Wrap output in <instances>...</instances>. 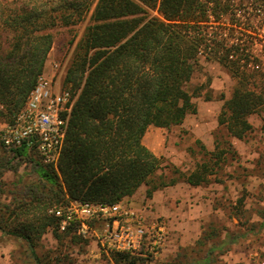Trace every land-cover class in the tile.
Returning a JSON list of instances; mask_svg holds the SVG:
<instances>
[{"label": "trees", "instance_id": "obj_1", "mask_svg": "<svg viewBox=\"0 0 264 264\" xmlns=\"http://www.w3.org/2000/svg\"><path fill=\"white\" fill-rule=\"evenodd\" d=\"M234 1L14 0V7L0 1V28L16 33L4 52L0 31V119L9 123L44 72L54 44L48 30L77 23L92 9V23L76 45L64 77V84L78 96L57 167L40 157L34 160L36 184H21L23 175L6 183L4 173L16 172L14 161L28 156L29 148L24 144L9 149L11 156L0 148V195L10 196L9 201L0 196V232L21 242L30 263L53 264L50 253L37 252L49 230L60 254L81 241L73 229L60 230L51 209L75 200L113 204L142 184L149 186L151 197L158 188L178 181L156 177L162 159L143 138L149 126L170 128L196 110L193 99L200 94L189 84L202 56L224 65L235 81L218 117L228 135L245 138L253 130L251 114L262 115L264 131V48L256 53L248 29L227 31L223 26L242 2ZM210 153L209 160L183 176L187 183L208 182L214 170L211 160L219 164L225 151ZM209 236L199 241L204 244ZM215 247L198 262L209 264ZM139 257L110 255L115 264H138Z\"/></svg>", "mask_w": 264, "mask_h": 264}, {"label": "rangeland", "instance_id": "obj_2", "mask_svg": "<svg viewBox=\"0 0 264 264\" xmlns=\"http://www.w3.org/2000/svg\"><path fill=\"white\" fill-rule=\"evenodd\" d=\"M0 1L9 7L16 5L14 0ZM234 2L238 4L241 0ZM236 11L237 14L234 17L232 14L226 16L223 26L227 31L231 27L240 30L248 29L252 33L253 37L249 39L254 43L256 53H261V49L264 48V0H242ZM91 14L92 9L85 13L77 23L68 25L60 23L48 30L54 35V44L46 61L52 70L54 69L53 62H59L62 67L61 71L66 72L75 53L76 45L84 35L86 28L92 23ZM152 14H157V12L152 11ZM0 31L2 49L6 52L14 42L16 33L6 27H1ZM246 42L251 43L248 40ZM44 72L51 75L45 71V68ZM56 83L58 86L71 88L64 84V76L59 77ZM234 86L235 81L224 65L202 56L197 62L189 84L191 91L198 89L200 94L193 99L196 110L190 112L181 124L165 128L162 133L147 135L146 141L152 140L156 135L159 137L162 165L156 177H162L165 180L174 177L182 182L183 176L192 171L198 163L210 159V152L224 150L225 153L219 164L214 165L215 160H211L214 170L207 183L190 187L183 181V186L189 188V193H186L185 197L190 198L186 201L194 203L195 201L191 199L194 197L196 205L185 204L183 197L173 203L175 207L173 212H179L178 221L182 220V213L196 211L200 221L199 237L209 234V238H204V244L198 240L199 237L194 241L189 234L193 225L177 223L176 226L179 225V227L175 228V225H171L172 231H170L168 224V237L170 235L168 249L161 257L140 256L139 264H201L199 262L203 261V257L212 246L216 247L209 264H264L262 115L254 114L250 117L253 130L245 138L238 139L228 135L225 127L219 125L218 117L225 99L231 95ZM7 124L9 122L0 119V148L3 153L7 152L6 154L11 156L12 153L8 152L9 148L1 140L2 131ZM28 150V156L14 161L16 172L7 170L4 173L3 179L6 183L19 180L20 175L24 177L21 184L31 182L36 184L39 180L34 160H40V154L34 147ZM144 190L145 187L142 192ZM6 194L0 196L2 200L9 201L10 196ZM147 199L144 198L141 206H147ZM129 203L134 207H140L133 201ZM194 207L196 209L191 210ZM152 210L156 211L154 203ZM159 218L167 224L163 215ZM92 224L97 228L103 226L101 220L92 222ZM71 227L68 229H73L81 237L79 243H72L67 249L63 248L64 253L60 254L57 249L58 241L50 230L43 236L37 252L39 254L50 253L53 256V264L56 262L59 264H114L110 258L111 254L103 253L99 259L94 261L86 258L85 251L88 249L85 245L91 244L94 236L84 238L77 233L75 226ZM0 255H6V257L8 255L10 258L8 260L14 264H33L27 258L21 242L2 232H0Z\"/></svg>", "mask_w": 264, "mask_h": 264}, {"label": "built area", "instance_id": "obj_3", "mask_svg": "<svg viewBox=\"0 0 264 264\" xmlns=\"http://www.w3.org/2000/svg\"><path fill=\"white\" fill-rule=\"evenodd\" d=\"M53 67L51 75L43 72L38 76L24 107L3 129L1 140L9 149L24 144L29 149L34 147L43 163L57 167L78 93L57 85L56 80L65 77L66 72L61 71L59 62H53ZM51 213L59 218L60 230L75 226L84 238L95 236L100 251L106 255L120 252L156 258L168 239L164 220L151 217L124 200L113 204L75 200L64 207L53 208ZM97 220H104L99 229L92 224Z\"/></svg>", "mask_w": 264, "mask_h": 264}, {"label": "crops", "instance_id": "obj_4", "mask_svg": "<svg viewBox=\"0 0 264 264\" xmlns=\"http://www.w3.org/2000/svg\"><path fill=\"white\" fill-rule=\"evenodd\" d=\"M48 56H50V55H48ZM45 71H47L48 74L49 73L50 74L53 73V70H52L51 66L49 64H47V62H46V66H45ZM231 94H232V92H231ZM252 115H254V114H251L249 116V121H250V117ZM262 124H263V120H262ZM219 125H221V124H219ZM252 125H253V123H252ZM164 129L165 128H163V127H157V126L151 125L147 129V132L145 133L144 138H143V143L159 157H161L160 155H162V152H159L160 144H161L159 142V137H157V135H156V136H154V138L152 140H148V141H146V138H147L148 134H151V133H157V134L158 133H162L163 131H165ZM208 178H210V176ZM183 181L185 183H187L184 179H183ZM183 181L181 182V180H178L175 184L167 185V186H164V187H160L157 190L153 191L151 197L147 196V190H148L149 186L147 184H142L135 191V193L133 195L127 196V197H125L122 200L127 201V202H131V201L135 202L136 204H138V206H140V207H136V208L144 210L146 212V214L150 215L151 217H153V216H159L160 217V215H163L165 217V219L167 220L166 221L167 222L166 225L167 226H168V224L170 225L168 227L170 229V231H172L171 225H175L174 226L175 228L179 227V225H186V224L187 225H193V228L191 229L189 234H190L191 238L195 241L199 237V233H200V225H199L200 221H199V219L197 217L198 215H197L196 211L189 212L187 214L182 213L181 215L183 216V218L180 217V218H182L181 221L177 220L178 219L177 215L179 214V212L178 213L177 212H173V210H175V207L173 206V203L175 202V200L177 201L178 198L183 197L184 199H182V200L186 201L187 199L190 198V197H185L186 193L187 194L189 193V188H186V186H183ZM205 183H207V182H205ZM187 185H189L190 187L202 186V184L201 185H191L189 183H187ZM144 187H145V190L142 192V189ZM144 198H146V199L148 198L147 199V206L151 207V209L148 208L147 206H141V203L144 200ZM191 199L193 201H195V202L192 203V202L186 201L184 203L187 204V205H196V203H197L196 199H194V197H191ZM153 203L155 205L156 211L152 210V204ZM195 209H196L195 207L191 208V210H195ZM101 221L104 224V220H101ZM177 223L179 224L178 226H176ZM170 231H169V234L171 233ZM200 237L198 238V240L200 239ZM169 242H170V235H169V237L167 239V242H166L162 252L157 257H161L165 253V251L168 249ZM12 247L13 246H11V248ZM85 247H87V249H88V250L85 251L86 252L85 257L88 258V259L90 258V259H92L94 261V260L99 259V257H101L103 255V253L100 251L99 244H98V241H97L95 236H94L93 239H91V244L88 245V243H87V245H85ZM8 255H7V257H6V255L5 256H1L0 255V264H14V262L11 263L10 260H8V259H10V258H8ZM113 263L115 264L114 261H113ZM138 264H139V262H138Z\"/></svg>", "mask_w": 264, "mask_h": 264}]
</instances>
